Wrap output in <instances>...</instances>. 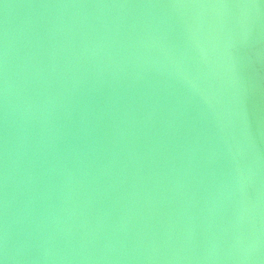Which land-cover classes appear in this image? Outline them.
Here are the masks:
<instances>
[{"label": "water", "instance_id": "obj_1", "mask_svg": "<svg viewBox=\"0 0 264 264\" xmlns=\"http://www.w3.org/2000/svg\"><path fill=\"white\" fill-rule=\"evenodd\" d=\"M0 264H264V0H0Z\"/></svg>", "mask_w": 264, "mask_h": 264}]
</instances>
